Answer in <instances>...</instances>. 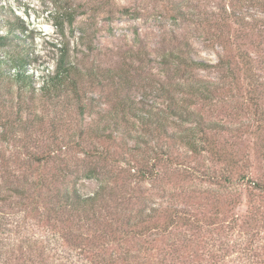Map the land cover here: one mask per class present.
Returning <instances> with one entry per match:
<instances>
[{
	"label": "rangeland",
	"instance_id": "obj_1",
	"mask_svg": "<svg viewBox=\"0 0 264 264\" xmlns=\"http://www.w3.org/2000/svg\"><path fill=\"white\" fill-rule=\"evenodd\" d=\"M11 22L36 89L0 84V264H264V0H0Z\"/></svg>",
	"mask_w": 264,
	"mask_h": 264
},
{
	"label": "trees",
	"instance_id": "obj_2",
	"mask_svg": "<svg viewBox=\"0 0 264 264\" xmlns=\"http://www.w3.org/2000/svg\"><path fill=\"white\" fill-rule=\"evenodd\" d=\"M74 20V16L70 17L71 23ZM6 29L4 33L0 34V84L5 83V79L11 82H15L17 85L18 99L22 100L26 97V93L31 88V95L29 98H34L35 87L32 85L34 74L28 71L30 66V56H24L21 52H17L13 49L3 50L8 44L17 42L24 37V27L19 23L11 22L5 25ZM21 31V35L17 32ZM69 51L63 47V53L53 72H46L42 78V85L40 91L42 97L48 99L60 97L64 89H66L72 83V74L77 71L76 66L71 63L68 59ZM2 87L0 86V94ZM57 97V98H58ZM192 133V132H191ZM192 139L189 145L191 146ZM146 173V171H140ZM145 176V175H144ZM67 203L74 207H80L87 205L88 203L95 202L98 199V194L95 193L93 196L81 197L75 193L73 199L68 197ZM67 199V200H68Z\"/></svg>",
	"mask_w": 264,
	"mask_h": 264
}]
</instances>
